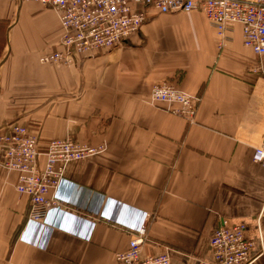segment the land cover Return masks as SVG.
I'll use <instances>...</instances> for the list:
<instances>
[{"label": "crops", "instance_id": "crops-1", "mask_svg": "<svg viewBox=\"0 0 264 264\" xmlns=\"http://www.w3.org/2000/svg\"><path fill=\"white\" fill-rule=\"evenodd\" d=\"M61 33L50 8L0 0V132L25 127L40 153L54 139L104 152L67 165L61 204L40 225H27L17 174L0 167V264H115L132 238L123 224L141 213L143 257L168 249L170 264H214L210 235L225 221L264 264V169L252 160L264 147V56L240 26L221 45L200 11L148 9L121 45L72 67L40 64ZM160 81L199 98L192 123L150 102Z\"/></svg>", "mask_w": 264, "mask_h": 264}, {"label": "built area", "instance_id": "built-area-1", "mask_svg": "<svg viewBox=\"0 0 264 264\" xmlns=\"http://www.w3.org/2000/svg\"><path fill=\"white\" fill-rule=\"evenodd\" d=\"M51 8L57 15L61 36L56 49L39 56L42 65H74L78 59L94 56L98 51L113 49L134 34L147 20V10L162 14L200 11L214 28L221 45L233 25L241 28L242 44L264 56V0H34ZM150 100L175 106V111L192 119L196 97L174 85L151 86ZM98 148L68 139L52 140L41 154L36 138L25 127L11 125L0 134V166L17 174L15 190L29 201L27 225H40L50 211L58 207L57 189L64 181L67 164L83 160ZM43 162L39 163V157ZM252 160L264 169V147L255 148ZM264 210V200L262 204ZM148 215L141 213L134 225H124L132 234L127 250L115 257V264H170L169 250L143 257L142 244ZM121 224V223H120ZM21 238V237H20ZM209 245L214 264H252V243L245 239L241 225L225 221L213 229Z\"/></svg>", "mask_w": 264, "mask_h": 264}, {"label": "rangeland", "instance_id": "rangeland-1", "mask_svg": "<svg viewBox=\"0 0 264 264\" xmlns=\"http://www.w3.org/2000/svg\"><path fill=\"white\" fill-rule=\"evenodd\" d=\"M20 1H22V0H20ZM32 1H34V0H32ZM34 2H36L37 4H39V5H41L39 2H37V1H34ZM41 6H43V5H41ZM43 7H45V6H43ZM45 8H47V7H45ZM51 9V8H50ZM52 10V9H51ZM142 27V26H141ZM135 35V34H134ZM133 35V36H134ZM44 54V53H43ZM42 55V54H41ZM39 59V58H38ZM39 61V60H38ZM77 62V61H76ZM76 64V63H75ZM74 64V65H75ZM74 65H70V66H61V65H53V64H50V65H46V66H59V67H72V66H74ZM161 83H166V84H172V85H174L175 87H177V85L175 84V83H173V82H170V81H160V82H157V83H154V84H152V86L153 85H156V84H161ZM151 88V87H150ZM178 88V87H177ZM180 89V88H179ZM181 90V89H180ZM150 91V90H149ZM150 96V95H149ZM150 102H151V100H150ZM152 104H154V105H161V106H163V107H165L166 108V110H170L171 112H173L174 114H176V115H178V116H180V117H182V118H184L188 123H192L193 121H194V115H195V112H196V110H197V106H198V103H199V98L198 97H196V101H195V112H194V115H193V117H192V119H188V118H185V117H183L182 115H180V114H178L175 110V106H169V105H167V104H163V103H155V102H151ZM11 125H13V124H11ZM10 125V126H11ZM15 125H19V124H15ZM10 126L8 127V129L6 130V132H0V134H6L7 132H8V130H9V128H10ZM21 126V125H20ZM35 137V136H34ZM36 138V137H35ZM36 140H37V138H36ZM54 140H58V139H54ZM60 140H62V139H60ZM68 140H70V139H68ZM52 141V140H51ZM50 141V142H51ZM49 142V143H50ZM48 143V144H49ZM48 146V145H47ZM99 147H101V146H99ZM37 148H38V140H37ZM47 148V147H46ZM93 148H98V147H93ZM104 148V147H103ZM45 151H46V149H45ZM44 151V152H45ZM43 152V153H44ZM102 152H104V149L102 150V151H97L96 153L94 152L93 153V155H91V156H89V157H93V156H96V155H99V154H101ZM43 153H41V154H43ZM89 157H87V158H89ZM87 158H85V159H87ZM43 159H44V157L41 155L40 157H39V163L41 162H43ZM80 161V160H79ZM76 162V161H75ZM72 163V162H71ZM70 164V163H69ZM68 165V164H67ZM1 167V166H0ZM67 167V166H66ZM2 168V167H1ZM4 169V168H3ZM66 169V168H65ZM5 170V169H4ZM7 171V170H6ZM7 172H9V171H7ZM64 172H65V170H64ZM64 178V177H63ZM55 193V192H54ZM101 218H104V219H108L107 218V215L106 214H102V216H101ZM148 218L149 217H147V221H148ZM146 226H147V224H146ZM216 228V227H215ZM146 235V234H145ZM145 238V237H144Z\"/></svg>", "mask_w": 264, "mask_h": 264}]
</instances>
